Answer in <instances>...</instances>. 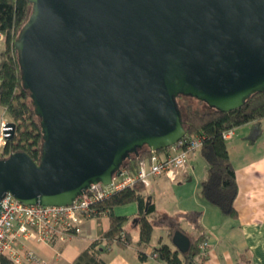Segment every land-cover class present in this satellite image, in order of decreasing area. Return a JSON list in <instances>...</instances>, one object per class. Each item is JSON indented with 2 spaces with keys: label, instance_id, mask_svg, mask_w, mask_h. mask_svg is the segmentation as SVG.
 Masks as SVG:
<instances>
[{
  "label": "water",
  "instance_id": "95a60500",
  "mask_svg": "<svg viewBox=\"0 0 264 264\" xmlns=\"http://www.w3.org/2000/svg\"><path fill=\"white\" fill-rule=\"evenodd\" d=\"M29 2L15 48L43 144L39 163L0 158V211L7 194L69 206L110 186L132 154L175 145L187 134L176 96L228 113L264 91V0ZM172 243L191 247L180 230Z\"/></svg>",
  "mask_w": 264,
  "mask_h": 264
},
{
  "label": "trees",
  "instance_id": "16d2710c",
  "mask_svg": "<svg viewBox=\"0 0 264 264\" xmlns=\"http://www.w3.org/2000/svg\"><path fill=\"white\" fill-rule=\"evenodd\" d=\"M33 14V4L29 0H0V34L3 35L0 55V108L6 111L10 122L16 124L15 134L7 141L0 158H6L15 152L28 153L39 163L43 144V126L35 112L30 92L24 87L22 67L15 42ZM192 101L198 103L194 108ZM178 108L186 124L187 134L203 136L201 156L207 163L208 175L201 183V195L206 202L217 207L228 217H237L235 201L238 195L236 170L230 160L227 139L224 133L249 123L260 124L264 120V91L255 92L245 104L228 113L211 108L195 97L176 96ZM182 104H181V103ZM202 107V108H201ZM148 148H143L136 157L125 159L123 168L134 171L139 162L150 155ZM147 187L138 183L134 188H127L105 199L99 207L110 210L108 217L110 227L107 231L99 230L98 239L90 247L80 253L72 264H108L103 255L108 247L115 243L128 245L131 242V225L127 217L117 216L114 209L130 203H137L139 218V245L149 247L155 230L149 216L156 211L155 205L149 200ZM99 220V219H98ZM133 226V225H132ZM172 240L176 231H183L179 224L169 226ZM185 233V232H184ZM186 234V233H185ZM187 235V234H186ZM123 236L126 240H123ZM188 236V235H187ZM191 247L189 252L181 254L168 245H161L155 251L166 264H195V259L202 261L199 244L205 240L189 236ZM141 257L143 253L140 254ZM184 258H182V257ZM0 264H13L8 257H1Z\"/></svg>",
  "mask_w": 264,
  "mask_h": 264
},
{
  "label": "crops",
  "instance_id": "0c3cea01",
  "mask_svg": "<svg viewBox=\"0 0 264 264\" xmlns=\"http://www.w3.org/2000/svg\"><path fill=\"white\" fill-rule=\"evenodd\" d=\"M5 114L0 108V120H5ZM227 145L238 184L237 217L224 215L202 197L201 183L207 178L208 166L197 172L196 162L202 165L204 160L199 151L191 157L186 176L177 182L165 176L156 177L147 187V197L156 208L149 216L155 226L149 247L139 245L140 227L134 224L139 218L137 203L114 209L117 216L127 217L133 223L131 242L108 247L103 255L105 261L108 264H166L160 258H153L152 253L161 245L177 250L170 238L169 226L179 224L188 237L204 235L208 241V255L202 261L196 258L195 264H264V120L235 128ZM109 227V217L86 220L81 232L66 243L54 241L47 245L30 240L27 246L48 264H72L98 239L99 230L107 231Z\"/></svg>",
  "mask_w": 264,
  "mask_h": 264
},
{
  "label": "built area",
  "instance_id": "2783aa9c",
  "mask_svg": "<svg viewBox=\"0 0 264 264\" xmlns=\"http://www.w3.org/2000/svg\"><path fill=\"white\" fill-rule=\"evenodd\" d=\"M0 34V41H3ZM5 120H0V157L9 140ZM234 129L224 133L229 139ZM203 147V136H185L175 145L160 152L151 151L131 171L122 168L121 175L115 177L110 186L93 185L84 195L69 206H42L21 203L7 194L1 201L0 211V258L8 257L13 264H48L34 250L28 248L30 240L51 245L54 241L66 243L81 232L86 220L108 217L110 210L99 205L111 195L134 188L138 183L150 187L154 178L165 176L171 182L187 175L191 157ZM123 240L126 238L123 236ZM203 258L208 255V241L199 244ZM59 256L60 253L57 252ZM158 258L157 252L152 253Z\"/></svg>",
  "mask_w": 264,
  "mask_h": 264
},
{
  "label": "rangeland",
  "instance_id": "374dc122",
  "mask_svg": "<svg viewBox=\"0 0 264 264\" xmlns=\"http://www.w3.org/2000/svg\"><path fill=\"white\" fill-rule=\"evenodd\" d=\"M2 45V41H0V46ZM181 103V102H180ZM182 104V103H181ZM192 105L194 108H198V103H196L195 101H192ZM202 108V107H201ZM3 118L7 121L10 122V118L8 116V114H5L3 116ZM202 165L200 164V162H196V170L197 172H201L202 170L204 171V169L207 167V163L205 162V160L202 159Z\"/></svg>",
  "mask_w": 264,
  "mask_h": 264
}]
</instances>
